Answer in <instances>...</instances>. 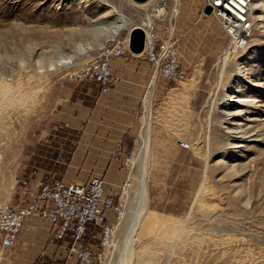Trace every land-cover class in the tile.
<instances>
[{
    "label": "rangeland",
    "instance_id": "rangeland-1",
    "mask_svg": "<svg viewBox=\"0 0 264 264\" xmlns=\"http://www.w3.org/2000/svg\"><path fill=\"white\" fill-rule=\"evenodd\" d=\"M205 1L180 0L172 18L176 0H0V206L44 182L32 163L41 126L62 79L110 37L99 27L116 22L119 11L131 26L153 14L177 40L186 79L151 107L147 206L131 254L122 243L135 209L148 109L129 158L125 215L113 221L112 246L97 248L96 264H264V0L254 3L250 41L230 54L218 20L203 13ZM162 7L167 14L156 16ZM66 56L75 57L72 67ZM200 182L206 193L196 203ZM172 241L187 244L171 248ZM0 264H20L1 240Z\"/></svg>",
    "mask_w": 264,
    "mask_h": 264
},
{
    "label": "crops",
    "instance_id": "crops-1",
    "mask_svg": "<svg viewBox=\"0 0 264 264\" xmlns=\"http://www.w3.org/2000/svg\"><path fill=\"white\" fill-rule=\"evenodd\" d=\"M117 15L125 17L120 11ZM131 24L122 30L123 37H129L135 27ZM152 80L156 84V100L166 93L170 84L155 76L154 67L145 55L132 53L112 61V86L106 94L101 93L95 82L62 79V91L41 126L39 145L32 159V163L40 165L39 177L44 182L9 206L21 208L34 202L46 182L58 180L86 183L101 178L107 192L117 196L131 180L129 158L138 142L145 88ZM108 218L111 222L115 220L112 213ZM88 229L83 245L96 255L97 248H101L100 230L93 225ZM53 231L54 226L48 221L27 219L12 248L20 264H77L75 259H68L72 234L58 242Z\"/></svg>",
    "mask_w": 264,
    "mask_h": 264
},
{
    "label": "built area",
    "instance_id": "built-area-1",
    "mask_svg": "<svg viewBox=\"0 0 264 264\" xmlns=\"http://www.w3.org/2000/svg\"><path fill=\"white\" fill-rule=\"evenodd\" d=\"M256 0H206V6L213 8L212 15L218 20L222 31L229 39V46L246 45L253 33V5ZM145 34V55L153 65L155 76L173 86L181 85L186 79L181 55L172 31L158 24L155 20H143L139 25ZM122 32V31H121ZM121 32L108 37L98 53L82 67L70 73L69 78L81 82L91 81L99 85L101 93H108L112 86V61L130 54L129 38ZM156 92L155 81L146 88L143 108L139 119L143 120L147 109L152 107ZM179 146L188 149V144L179 141ZM132 184L126 182L116 196L107 192L101 178H92L86 183L58 180L46 182L40 189L36 200L21 208L0 206V240L3 249H12L19 240L25 223L29 218L48 221L54 226V239L66 240L72 234L73 243L69 249L68 259L77 264H96L93 251L83 245L89 234V225L100 230V247L107 250L113 243L116 225L108 218L112 213L119 223L125 215L124 204L128 200ZM118 225V224H117Z\"/></svg>",
    "mask_w": 264,
    "mask_h": 264
},
{
    "label": "bare ground",
    "instance_id": "bare-ground-1",
    "mask_svg": "<svg viewBox=\"0 0 264 264\" xmlns=\"http://www.w3.org/2000/svg\"><path fill=\"white\" fill-rule=\"evenodd\" d=\"M176 2H177V6H176V9H175V13L173 12L174 15L172 16V18H174L175 14L178 11L180 0H176ZM252 10H254V5H253ZM166 14H167V10L164 7H162V8L159 9V11L155 15L156 16L157 15L164 16ZM147 19L152 21V18H147ZM173 21L174 20H172V24H173ZM131 23H133L131 21V19H127L125 17H120V18H118V20L116 22H114L112 24H107V25L100 26L99 28L102 29L103 32H107L110 37H113V36L118 35L122 30L129 28ZM81 46L84 47V45H81ZM237 48H239V45L232 44L231 46H229V48H227V53L230 54L232 52H235L237 50ZM90 50H92V48H90ZM74 58L75 57H73V56L63 57L65 62L71 67L74 64ZM152 111L153 110H152V108H150V105H149L148 118H147V130H146L145 135H144L145 137L143 138V140L141 142V145H140V152L137 155V163L139 165V173H138L139 174V185H138V189H137V195H136V197L134 199L135 200V209H134L133 212L131 211L132 215L130 216V218H129L128 222H127V225H126V228H125V234H124V238H123V243H122V249L129 256L131 254V249H132L131 243H132L133 235L138 230V227L140 226L141 219L143 218V216H144V214L146 212V206H147V192H148L147 182L149 181L148 180V178H149V170H150V167L152 166L151 165V163H152V150H153V146H154V143H153V137L154 136H153V134H154V127H155L154 122L155 121L153 122V118L154 117L152 116V114H153ZM196 146H197V144H196ZM188 148H190L189 145H188ZM155 159H157V158H155ZM155 161H154V163H155ZM152 169L153 168H151V170ZM156 172H157V170H156ZM190 175H191V173H190ZM152 177H154V176H152ZM194 177H196V176H194ZM204 193H206V191L203 190V186H202V184L200 182L199 188H198V190L196 191V194H195L196 203H197V198L199 199L201 197V195L204 194ZM112 244H111V246H112ZM186 244H187V242H183V241H181V242L180 241H172V242L168 243L167 245L170 246L171 248L175 247V248L178 249L180 247H185ZM122 253L125 255L124 252H122Z\"/></svg>",
    "mask_w": 264,
    "mask_h": 264
},
{
    "label": "water",
    "instance_id": "water-1",
    "mask_svg": "<svg viewBox=\"0 0 264 264\" xmlns=\"http://www.w3.org/2000/svg\"><path fill=\"white\" fill-rule=\"evenodd\" d=\"M132 1L135 4L141 5L148 3L150 0H132ZM203 13L206 16H211L213 13V8L211 6H206L203 9ZM128 38H129L130 53L134 55H141L145 49L146 34L144 30L139 26H135L130 30Z\"/></svg>",
    "mask_w": 264,
    "mask_h": 264
},
{
    "label": "snow or ice",
    "instance_id": "snow-or-ice-1",
    "mask_svg": "<svg viewBox=\"0 0 264 264\" xmlns=\"http://www.w3.org/2000/svg\"><path fill=\"white\" fill-rule=\"evenodd\" d=\"M244 2V0H240V3H243Z\"/></svg>",
    "mask_w": 264,
    "mask_h": 264
}]
</instances>
